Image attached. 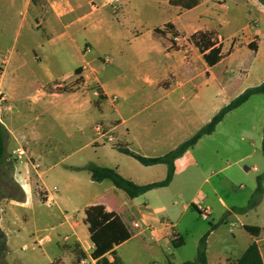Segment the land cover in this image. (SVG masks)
I'll return each instance as SVG.
<instances>
[{"label":"crops","instance_id":"0c3cea01","mask_svg":"<svg viewBox=\"0 0 264 264\" xmlns=\"http://www.w3.org/2000/svg\"><path fill=\"white\" fill-rule=\"evenodd\" d=\"M234 3L235 11L228 0H203L192 9L172 5L171 0H0V97L4 102L1 122L9 132L14 149L25 146L28 154L42 166L43 163L52 164L49 171L41 169L38 172L28 160L19 162L17 182L22 189V198L4 197L0 201V228L7 235L8 246L4 263L0 264H11L18 244L26 239L33 241V249H37L36 245L47 244L58 248L62 235L67 241L62 244L76 245L86 254L85 264H117L111 253L98 260L91 257L95 247L85 222V211L94 205H103L125 222L126 217L132 218V222L148 223L156 229V238L146 235L148 242L142 244V248L150 253L152 264H166L164 249L171 250L170 245L174 242L185 245L180 226L193 207L211 209L208 219L194 210L204 220L219 218L223 224L231 223V227H243L246 231L245 236L231 231L234 241L241 239L239 255H235L238 248L236 251L221 248L223 242L217 234L220 225L211 231L207 240L209 264L235 263L253 243L258 245L264 260V223L259 225L249 216L252 210L259 218L262 216L260 209L264 197L247 213L236 211L248 205L257 182L249 188L242 185L237 189L233 181L226 178V190L234 196L245 193L241 200L228 203L219 188L223 180L219 184L213 182L223 170L204 176L193 154L194 148L206 136L175 161L176 172L170 186L135 199L129 198L111 181H93L87 169L90 165L113 168L140 185L163 181L168 174L166 165L142 166L115 147L122 145L116 143L119 139L115 133L128 122L124 119L127 106L146 98L153 106H159L155 118L167 122L178 103L185 114L186 126L196 128L188 140L233 100L227 98L217 105L235 72L231 64L242 55H254L262 66L263 75L254 87L264 82V5L258 0H234ZM169 23L173 25V31L181 35L180 43L168 42L171 34L163 30ZM159 30L164 34L157 33ZM199 32L211 33L215 46L222 49V60L214 67L206 63L204 54L191 40ZM175 44H181V47ZM100 49H108L107 55L111 57H103ZM222 65L224 68L216 71ZM71 69L75 70L74 75L60 77ZM78 69L81 72L75 75ZM240 74L250 76V71L241 70ZM74 76L83 81L74 91L57 90ZM33 113L36 120H43L37 133L28 120V114ZM63 122L68 124L67 139L76 135L84 137L88 127L105 122L106 130L113 138L115 154L101 158L99 153L105 144L99 140L106 139L92 136L86 147L95 150L97 159H93L94 154L90 152L88 161L63 165V170L54 173L53 170L62 164L55 161L61 145L55 129ZM131 130L127 128L119 134L127 139ZM263 139L264 134L262 153ZM176 140L173 134L150 133L144 137L143 145L137 147L139 151L127 142L122 146L155 157L173 151L186 141ZM257 150L253 147L239 161L251 157ZM50 172L59 181V186L48 187ZM73 172H87L88 176L80 178L69 174ZM183 183L187 189L193 188L188 199L182 192L171 190ZM54 188L58 189L55 195L57 214L43 211V207H49L43 198ZM70 209L77 214H71ZM54 219L58 225L41 236V225ZM262 220L264 222V217ZM165 221L172 228L161 227ZM27 247L24 245L23 249ZM121 247L115 252L126 264L119 253Z\"/></svg>","mask_w":264,"mask_h":264},{"label":"rangeland","instance_id":"374dc122","mask_svg":"<svg viewBox=\"0 0 264 264\" xmlns=\"http://www.w3.org/2000/svg\"><path fill=\"white\" fill-rule=\"evenodd\" d=\"M228 4L231 8H233V11H235L236 7L234 0H228ZM163 31L167 30L165 29ZM163 31L159 32V34L163 35ZM169 34H171V38L168 42L180 43L179 40L182 39L181 35H177V37L176 35H173L172 31H170ZM81 42L84 44V39L81 40ZM176 45L177 47H181V44H175V46ZM98 51L100 54L104 55L103 57L110 56L107 55L109 53L108 49H100ZM242 56V58L231 64V67L235 72L231 76V82L226 93L222 95L220 102L217 105L222 104L227 98L234 99L248 88L254 87V85L260 81L263 75L260 61L254 55ZM224 66L225 65L218 67L216 71L221 70ZM241 70L250 71V76L241 75ZM71 73L74 75L75 70L71 69V71H66L60 77H65ZM256 73H258L257 76L255 75ZM131 76L132 74L129 75V79ZM81 83H83V81L79 77L74 76V78L64 82L62 87H59L57 90L61 92H72L75 90V87L79 86ZM121 87H125V84H121ZM2 103L4 105V102ZM157 109H159V106H153L151 101L146 100V98H141V100L137 101L136 104L127 106L124 112V119L128 122L123 126L120 132L115 133L116 139H119L116 143L121 142L123 145L127 142L132 149L139 151L137 147L143 145L144 137L147 136V134H173L174 138H176V141L178 142L186 140L192 135L191 133L196 130L193 126L191 128L186 126L185 114L178 103L177 106L173 108L172 116L168 117L167 122H163L161 119L155 118ZM35 116L36 114L34 113L28 114V120H30V125L35 128L37 133L42 127L43 120H36ZM98 124L104 125L106 130L105 122H97L94 126H92L93 128L90 127V129L88 127L84 137L76 135L73 138L67 139V134L69 132L67 128L68 124L65 122L58 123L55 132L57 133L59 140H61V145L55 155V161H61L62 164L58 165L53 170L54 173L58 170H63V165H78L80 163H84L90 155V152H93L94 154L93 159H97L95 150L90 146L86 147V144L89 142L90 137L92 138V136H94V138H98L94 131V128ZM198 126L201 127V123H199ZM127 128H132V134L129 138L125 139L119 133L126 132ZM263 131L264 95L259 94L253 96L246 104L231 112L217 127L215 133L210 136H206L194 148L193 154L201 168L200 172L204 176L220 169L223 170L213 179V182L219 184L221 183V180H223L221 183L223 185L219 188L228 203L241 200V196H245V193H239L238 196H234L233 193L226 190V178L232 180L235 187L238 189L242 185H245V187L248 186V188L250 185H255L257 178L264 175V155L262 153L261 144ZM9 138L7 141L8 165L4 167L2 175L0 176V191L5 197L21 199L22 189L17 182V172L19 171L18 164L20 161L14 158L13 151L15 145L10 142ZM99 142H104L105 144V147L104 145H101V147H104V149H101L99 153L101 158H103V156L109 157L115 154L114 152L116 151H114L112 147L113 142H109L108 140L103 141L102 139H100ZM253 147L258 149L255 154H252L251 157L245 160L239 161L241 158L249 154L251 150H253ZM22 148H24L27 153V158L24 159L31 162L33 166L37 160L35 157H31V155L28 154L25 146ZM113 161H116L115 158ZM51 165L52 164L49 163H43L42 169L49 171V167H51ZM256 168L257 171L254 170ZM69 174L77 177L79 176L80 178L88 176L87 172H73ZM51 175V172L49 176L47 175L49 177L48 187L53 188L55 185L59 186V181L55 180ZM203 177L201 180H203ZM176 186L177 187H173L171 190H176L174 191L175 193L182 192L185 195V199H188L193 193V188L192 190L191 188L187 189L184 183L183 186ZM43 201L46 204V198H43ZM260 210L262 212V216H260V218L256 215V211L254 210L250 211L249 216L256 219V223L263 226L264 222H262V217H264V203ZM43 211L57 214L56 205L52 208H50V206L43 207ZM68 211L71 214H77V212H74L71 209ZM132 221V218L126 217V223L128 226H131ZM57 223V219H54L53 221L48 220L45 224L41 225L42 228L40 235L44 236L47 234L50 228L58 225ZM212 224L220 225V229L217 234L220 235L223 242L222 245H220L221 248L234 251L238 248V252L235 253V255H239L241 239L239 241H234L231 231L236 233L239 232L238 234H243L245 236L246 231L243 227H231V223L223 224L219 218L204 220L196 211L192 210L187 214L180 226V231L185 239V245L180 247H173L170 245L171 250H168L167 248L164 249V261H170L175 264L195 261L197 258L200 240L211 230ZM134 235H136L135 238L132 241L123 244L119 250L121 258L126 264H152V257L150 253L142 248V244H144V242H148L147 236H139L136 232H134ZM64 238V235L59 238V242L61 243H59L58 248L54 244H47L45 246L36 245L37 249H33L32 240L26 239L18 244L15 253L12 256L14 261H12L11 264H52L56 258V264H74L76 258L73 255L75 254V246L70 244L68 245L67 243L62 244L63 242H67ZM24 245H27L28 247L23 249Z\"/></svg>","mask_w":264,"mask_h":264},{"label":"trees","instance_id":"16d2710c","mask_svg":"<svg viewBox=\"0 0 264 264\" xmlns=\"http://www.w3.org/2000/svg\"><path fill=\"white\" fill-rule=\"evenodd\" d=\"M203 0H171L172 5L181 6L186 9H192L200 4ZM264 5V0H258ZM173 25L167 24L166 30L172 31L173 35H178L173 31ZM162 32V30L157 31V33ZM178 37V36H177ZM211 33L199 32L191 37L194 44L200 49L204 54V59L210 67H214L222 60V49L221 47L215 46L212 41ZM254 49V45H250ZM80 69L76 71L75 75H79ZM264 95V82L258 86L248 88L238 97L233 99L228 105L224 106L213 118L212 120L202 127L195 135L180 144L173 151L162 155L149 157L142 155L136 151L131 150L128 146L116 145L115 147L123 154L133 157L139 161L144 166H155V165H166L168 168V174L165 180L154 182L146 185L137 184L129 179L123 177L116 169L102 167L98 165H90L87 169L91 174L92 180L95 182L111 181L116 188L124 191L129 198L135 199L149 191L168 187L171 185L175 172V161L182 157L187 151L195 147V145L205 136L213 134L217 126L225 119V117L233 112L234 110L240 108L246 102H248L251 97L255 95ZM2 102L0 98V176L5 166L8 165L7 160V141L9 138V132L4 124L1 122V109ZM264 134V131H263ZM263 155H264V139H263ZM264 175L257 178V188L251 197L248 205L245 208L237 209L236 211L247 213L248 211L256 208L264 194L263 187ZM0 191V201L4 198ZM193 210H197L193 207ZM200 213V211H199ZM86 214V224L89 226V233L91 241L94 244V250L91 253L93 260H98L103 258L105 255L111 253L115 257L117 264H123L121 259L117 256L115 249L134 236V232L131 226L116 213L108 212L103 205L90 206L85 211ZM211 230L206 233L200 240L197 258L195 261H187L182 264H209L207 257V240L211 233L214 231L218 225H211ZM182 244L173 243L174 247H179ZM76 260L74 264H81L82 260L86 258V254L78 249V246L74 247ZM8 252L7 246V235L0 228V263H4L6 254ZM56 264V263H55ZM166 264H175L172 262H167ZM232 264H264V260L260 253L259 247L256 243L251 244L243 256L235 263Z\"/></svg>","mask_w":264,"mask_h":264},{"label":"built area","instance_id":"2783aa9c","mask_svg":"<svg viewBox=\"0 0 264 264\" xmlns=\"http://www.w3.org/2000/svg\"><path fill=\"white\" fill-rule=\"evenodd\" d=\"M95 132L97 133V135L99 137H105L106 140L108 141H113L112 136L109 134V131L105 130L104 125L102 124H98L95 127ZM13 155L14 158L18 161L23 160L24 158H27V153L24 150V148H17L14 149L13 151ZM33 167L36 171L40 172V170L42 169V164L40 161H36L33 164ZM58 189L54 188L53 192H51L47 197H46V204L50 207L54 206L56 204V197L55 195L57 194ZM200 214L203 218L208 219L211 215V209L209 207H205V208H200L199 209ZM131 227L133 229L134 232H136L137 235H148L151 238L155 239L156 238V229L148 223H144L141 221H134L131 224ZM161 227L163 228H172V225L169 224L168 222H162L161 223ZM86 262L82 260L81 264H85Z\"/></svg>","mask_w":264,"mask_h":264}]
</instances>
